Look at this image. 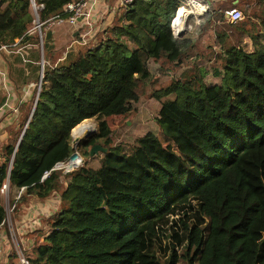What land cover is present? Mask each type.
<instances>
[{
	"label": "trees",
	"instance_id": "obj_1",
	"mask_svg": "<svg viewBox=\"0 0 264 264\" xmlns=\"http://www.w3.org/2000/svg\"><path fill=\"white\" fill-rule=\"evenodd\" d=\"M35 1L44 21L73 0ZM197 1L207 9L190 13L179 37L171 23L187 0L118 4L111 23L62 61L51 31L41 29L37 101L18 145L31 107L0 155V189L7 178L24 188L11 204L58 197L30 264H249L252 253L254 263L264 257V235L252 243L264 213V0H244L250 10L235 22L225 10L239 0ZM33 20L29 0H0V43L39 42L38 33H26ZM208 32L212 43L201 47ZM149 88L159 103L156 128L124 150L112 142L108 117L129 114ZM93 117L97 130L72 148L71 130ZM94 144L107 148L98 166L55 168ZM5 218L0 201V226Z\"/></svg>",
	"mask_w": 264,
	"mask_h": 264
},
{
	"label": "crops",
	"instance_id": "obj_2",
	"mask_svg": "<svg viewBox=\"0 0 264 264\" xmlns=\"http://www.w3.org/2000/svg\"><path fill=\"white\" fill-rule=\"evenodd\" d=\"M117 6L115 0H99L96 3L90 17V29L93 33L111 22L113 15L117 12ZM84 24L81 19L76 24L64 21L53 23L50 27L42 26L41 29L44 31H51V43L56 49L57 61L64 60L69 51H76L80 48V39L77 36L80 37L86 30ZM175 24L176 22L173 23V26ZM188 27L192 31L191 26ZM26 33L29 36L35 33L32 23ZM207 34L205 35L209 37ZM205 35L202 42L205 40ZM43 66L42 42H38L32 37L25 41L15 38L11 45L0 53V155L3 143L15 133L19 122L23 120L26 108L31 107L32 110L33 103L35 100L37 101V91L39 93L40 90L38 85L42 83ZM4 182L7 187L3 192L0 191V195L3 197L5 209L4 202L9 201L11 215L9 219L5 218L3 225L0 226V261L12 262L14 261V245L17 242H20L26 253L29 254L34 245L43 241L44 236L48 233L45 219L59 205L57 195H53L43 200L33 198L16 207L11 204V201L18 200L19 194L24 188L19 189L11 185L8 178ZM14 239L17 241L16 243H14Z\"/></svg>",
	"mask_w": 264,
	"mask_h": 264
},
{
	"label": "rangeland",
	"instance_id": "obj_3",
	"mask_svg": "<svg viewBox=\"0 0 264 264\" xmlns=\"http://www.w3.org/2000/svg\"><path fill=\"white\" fill-rule=\"evenodd\" d=\"M243 3H244V0H239L238 3L234 4V6H233L237 9L241 10L242 14L244 13L245 8H248L247 11L250 10L248 5L246 6ZM175 19H176V17H175ZM172 22H173V20H172ZM174 22H175V20H174ZM34 24L35 23L32 21L33 29H34ZM184 24H185V21H184ZM105 26L106 25H104L101 28H104ZM171 26H172V23H171ZM183 27H184V25H183ZM101 28L96 30L94 33L91 31L90 34L88 36H86L87 41L95 39V37H94L95 33L97 31H99ZM34 31H35V33H38L37 28H35ZM210 32H211V30H210ZM210 32H208V34H207L208 36L210 35ZM204 39H205L204 42L201 43V47H204L206 44L212 43V38L207 37L205 35ZM87 41H86V43H87ZM231 44H232V40L227 39L224 42L223 47L227 48ZM201 62L206 63V61H201ZM149 68H150L152 73H156L159 66L157 63L149 61ZM208 68L209 69H207V71L205 73L206 77L209 81H214L215 76L213 75L212 66H210L208 64ZM151 93H152V90H150V88L148 90L146 89V92L141 96L139 101L134 103V105H133L134 109L129 114H127L125 116L108 117V121L110 123V126L112 128H114V131L112 133L113 144H120L124 148V150L128 151V150H130V147H131L132 143L134 142V140L140 134L146 132L149 129L156 128L154 116L157 113L159 103H158V101L151 99ZM169 97L173 98L174 94H171ZM162 100H165V98H163ZM87 120L90 122L91 125H93L94 131H96L97 130L96 119L93 117V118H89ZM158 136L165 146L172 145V143H170L171 140L165 138L161 131L158 132ZM85 138H87V137H85ZM85 138H83V139H85ZM84 148L86 149L87 147H83V146L79 147V150L81 152V157H82V164H86L89 166H98L100 163V160L102 158L103 153L101 151H97L93 155H90L89 151H90L91 147H89L88 154H82V150H84ZM261 158L264 162V150L261 153ZM9 196L11 197V194H9ZM0 201L3 203V197L1 195H0ZM8 202L9 201H6V203L4 202V204L6 205V220L9 219V217L11 215V208H10ZM253 230H254V234H253V238H252V243L255 244L264 235V213H261L258 215V217H257V219L253 225ZM255 256H256L255 253L251 254L250 259H249V264H250V262H251V264H263L264 263V257L263 256H262V258L259 259L260 261L258 263H254L253 260H254Z\"/></svg>",
	"mask_w": 264,
	"mask_h": 264
},
{
	"label": "built area",
	"instance_id": "obj_4",
	"mask_svg": "<svg viewBox=\"0 0 264 264\" xmlns=\"http://www.w3.org/2000/svg\"><path fill=\"white\" fill-rule=\"evenodd\" d=\"M29 1H30L32 12L34 14V20H33V22L35 23L34 29L35 28L38 29V34H39L41 42H42V38H41L42 26L46 25L50 27L53 25V23H61L64 21H67L68 23H71V24H76L78 20L83 19L86 30L80 35L81 38L79 40V44L81 45L86 44V41H87L86 36H88L91 32L90 17H91L92 12L95 9L96 3H98L99 0L70 1L63 8L64 13L67 14L66 17L64 16V13L62 15L56 14L44 21H41L38 16V11L43 8V3H37L35 0H29ZM115 1L117 2V4L125 5L132 0H115ZM195 1L197 0H187L189 7L187 8V7L182 6L180 8L189 10V14L190 13H203L207 9V7L199 1H197V3H195ZM225 16L228 19V21L235 22L236 20L240 19L243 16V14L241 10L235 7H231L225 10ZM174 31L178 33L179 30L174 29ZM10 45L11 44L8 45V44L0 43V53L6 50ZM40 87H41V83H39L38 89H40ZM74 152H76V155L74 157H71L70 155V157L65 163L63 162L56 163L55 168H64V171L67 172L76 167H79L82 164V157L78 150H75ZM47 174L48 172H45V176ZM6 187H7V184L4 182L2 184L0 191L3 192L6 189ZM13 241L14 243L17 242L15 239ZM0 264H30V259H29L28 254L26 253V250L22 247L20 242H17V244L14 245V261L12 262L10 261L1 262L0 261Z\"/></svg>",
	"mask_w": 264,
	"mask_h": 264
},
{
	"label": "water",
	"instance_id": "obj_5",
	"mask_svg": "<svg viewBox=\"0 0 264 264\" xmlns=\"http://www.w3.org/2000/svg\"><path fill=\"white\" fill-rule=\"evenodd\" d=\"M195 3H197V1H195ZM177 12H178V11H177ZM188 15H189V10L185 11L183 21L186 20V18H187ZM174 20H175V17H174V19H173V22H174ZM173 22H172V30H173V33H174L175 36L179 37V36L182 35L184 27H182L181 29H179L178 33H176V32L174 31ZM37 96H38V91H37ZM37 96H36V98H37ZM35 104H36V100H35V102L33 103L32 110H31V112H30V114H29V117H28V119H27V121H26V123H25V125H24V127H23V129H22V131H21V133H20V136H19V138H18V140H17L16 146L18 145L19 140H20L21 136L23 135L24 130H25L26 127H27V123H28V121H29V119H30V117H31V114H32V112H33V109H34V107H35ZM83 121H84V120H83ZM81 122H82V121H81ZM81 122H80V123H81ZM80 123H78L74 128H76ZM74 128L71 130V146H72V148H76L77 144H78L83 138L88 137L91 133L94 132V129H91V130H84L82 133H79L78 135L75 136V135L73 134V130H74ZM16 146H15V147H16ZM106 150H107L106 147H103V146H101L100 144H94L93 146H91L90 151H89V154H90V155H93V154L96 153L97 151L105 152ZM75 155H76V152H73V153L71 154V157H74Z\"/></svg>",
	"mask_w": 264,
	"mask_h": 264
},
{
	"label": "bare ground",
	"instance_id": "obj_6",
	"mask_svg": "<svg viewBox=\"0 0 264 264\" xmlns=\"http://www.w3.org/2000/svg\"><path fill=\"white\" fill-rule=\"evenodd\" d=\"M185 11H187L186 9L184 8H180L176 14V19H175V26L174 29L175 30H179L183 27L184 25V14H185ZM93 129V125L90 124V122L88 120L85 119L84 122L80 123L76 128H74L73 130V134L76 136L78 135L79 133H82L84 130H91Z\"/></svg>",
	"mask_w": 264,
	"mask_h": 264
}]
</instances>
